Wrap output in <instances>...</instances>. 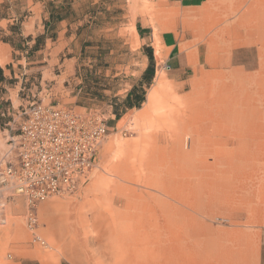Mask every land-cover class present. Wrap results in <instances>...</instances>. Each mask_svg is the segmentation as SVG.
<instances>
[{
	"label": "rangeland",
	"instance_id": "obj_1",
	"mask_svg": "<svg viewBox=\"0 0 264 264\" xmlns=\"http://www.w3.org/2000/svg\"><path fill=\"white\" fill-rule=\"evenodd\" d=\"M250 1L206 0L189 12L172 0L0 2V7L11 5L16 12L12 33L2 37L11 38L19 51L16 55L28 50V62L43 59L27 62L28 83L39 86L42 80L45 88L57 89L47 97L35 93V99L76 110L93 107L110 126L89 179L71 193L38 204L36 232L45 244L36 241L27 227L23 199L7 205V221L0 225V264H82L80 256L84 264H113L111 237L121 231L153 241L154 255L145 249L152 259L147 257L143 264H264V137L249 136L247 143L254 146L241 153L233 150L242 140L238 133L229 139H212L193 130L191 134L178 131L193 92L224 82L233 87L230 119L238 120L237 124L238 118L257 122L233 127H261L264 105L258 97L254 103V95L245 92L250 89H237L246 75L232 69L245 67L246 62L227 64L235 53L229 42L232 34L220 30L237 19ZM32 11L41 26L52 12L55 16L48 31L40 34L45 38L43 46L46 38L52 41L42 54L30 52L34 36L23 34L21 28L24 16ZM262 18L264 14H258L257 22ZM179 27L183 38L187 34L194 45L201 44L199 69L204 72L189 71L186 81L174 79L161 53V34ZM215 41L226 46L219 50L221 59L214 57ZM147 69L152 72L149 82L144 77ZM159 75L165 77L162 84ZM155 90L156 102L148 104ZM136 93L143 94L144 101L128 106L127 99L133 96L129 102H134ZM173 112L176 116L171 117ZM168 135L181 136L186 149L191 148L192 138L209 140L199 151L208 153L204 163L211 166L187 170L180 160L174 165L176 158L167 154L166 165L153 170L150 161ZM222 141L229 143L228 149ZM220 146L226 149L220 152ZM225 153L247 155L246 166L240 167L243 160L237 158L229 172L221 165ZM75 235L78 247L65 250ZM95 249L107 260L98 262ZM122 262L124 258L117 264Z\"/></svg>",
	"mask_w": 264,
	"mask_h": 264
},
{
	"label": "built area",
	"instance_id": "obj_2",
	"mask_svg": "<svg viewBox=\"0 0 264 264\" xmlns=\"http://www.w3.org/2000/svg\"><path fill=\"white\" fill-rule=\"evenodd\" d=\"M30 95H25L26 102L15 116L1 124L10 133L0 153V222L6 221L10 201L22 197L27 227L36 241L45 244L36 232L38 204L71 193L89 179L110 126L93 107L76 110ZM9 112L8 106L1 111L2 117Z\"/></svg>",
	"mask_w": 264,
	"mask_h": 264
},
{
	"label": "crops",
	"instance_id": "obj_3",
	"mask_svg": "<svg viewBox=\"0 0 264 264\" xmlns=\"http://www.w3.org/2000/svg\"><path fill=\"white\" fill-rule=\"evenodd\" d=\"M12 2L14 0H0V2ZM180 9L184 12H189L196 10V8L202 6L206 0H172ZM243 1L240 2L239 6H242ZM264 14V0H251L247 5V8L238 15V18L233 22L226 24L220 30L226 31L229 34H232V41L230 43L234 44V50L229 55V59L227 64L231 65L233 60L240 61L244 60L246 62L245 67L232 68L241 73H244L246 76H243V82L240 84L237 89H250L248 93L253 94L256 90L264 93V23H258V14ZM16 16V12L12 8L11 5L0 7V153H2L3 149L6 148L8 135L10 133L9 128H5L1 124L11 119L12 116H15L17 108L21 103L26 102L24 98L26 94L28 96H35V93L38 95H43L45 97L49 96L54 90L57 89H47L43 86L42 80L40 81L39 86H33V82L28 83L30 77L26 75L25 66H27V62L29 61L28 50L22 52V56L16 55V51L14 44L6 38L2 36L4 34L8 35L12 33L11 25L14 23ZM227 17H230L228 15ZM22 32L23 34L30 35L33 34L32 42H36V37L40 34H44L47 29L45 26H41L39 24L38 16L35 11L30 12L28 15H25L22 20ZM182 27L177 29H168L164 31L160 36L161 41V53L163 63L165 65L170 66L168 71L172 72L174 79L180 81H186V74L189 71L194 73L200 68L202 64V52H201V44L194 45L190 38H187L186 34L183 38ZM181 32V33H180ZM180 33V34H179ZM263 34V35H262ZM260 35V36H259ZM260 37V39H259ZM186 38V39H185ZM234 39V40H233ZM51 39L46 38L45 45H40V48L35 52L38 54H42L45 48H48L50 45ZM214 43V57L216 59H221L220 52L222 48L225 49L226 46H222L219 41H215ZM30 45L29 48H31ZM45 47V48H44ZM220 50V52H219ZM226 50V49H225ZM235 56V57H234ZM42 57V56H41ZM43 62V59L38 60ZM38 61H30L28 63H34ZM207 61V58L204 59ZM26 64V65H25ZM43 67V66H41ZM246 69H249L253 72H247ZM200 70V69H199ZM232 70V71H234ZM201 72L204 70L201 68ZM221 72V71H219ZM203 74V73H202ZM258 76V77H257ZM164 75L160 82L159 78L158 83L162 84L164 82ZM43 79V77L41 78ZM259 79H262V82L259 83ZM250 84V85H249ZM220 88V89H218ZM22 89H27V92H24ZM233 87L230 83H222L220 86L215 87L211 86L210 89H204L201 91H194L192 97L190 98V103L186 108L190 110L193 107H198L202 103H207L212 106H216V114L218 116V121L221 123L219 133H213V125L211 120H208V136L212 139L214 138H224L229 139L232 135H236L237 132H234L236 127H239L240 124L247 125L250 122H242L240 118L239 123L238 120L227 119L224 118V109L232 108V116L234 109V97ZM252 89V90H251ZM199 93L198 96H195L196 93ZM212 92V93H211ZM229 94H228V93ZM247 92V91H245ZM151 94L153 95L154 103L156 102V90L152 91L148 97V104ZM227 94V95H226ZM223 98V99H222ZM206 101V102H205ZM262 107L264 105V98L260 100ZM153 103V105H154ZM215 105H214V104ZM226 103V104H225ZM150 105V106H153ZM9 106L10 112L6 114V117H2L1 111L6 109ZM231 106V107H230ZM83 108V107H82ZM219 110L221 112H219ZM225 119V120H224ZM236 119V117H235ZM257 123L256 121H251V123ZM250 123V124H251ZM259 124H264V121L260 119ZM236 125V127H233ZM229 127V128H228ZM230 129L227 131L226 129ZM238 129V128H237ZM234 132V133H233ZM185 133V132H184ZM229 133V134H226ZM188 134V133H187ZM183 139V138H182ZM22 198V197H16ZM15 199V200H16ZM23 199V198H22ZM24 201V200H23ZM7 221V217H6ZM5 221V223H6ZM1 223V224H5Z\"/></svg>",
	"mask_w": 264,
	"mask_h": 264
},
{
	"label": "bare ground",
	"instance_id": "obj_4",
	"mask_svg": "<svg viewBox=\"0 0 264 264\" xmlns=\"http://www.w3.org/2000/svg\"><path fill=\"white\" fill-rule=\"evenodd\" d=\"M262 20H263V18L259 19L261 24L264 23V21H262ZM259 39H260V37H259ZM158 78L161 82L163 75H159ZM263 85L264 84H261V86H263ZM218 89H220V88H218ZM198 95H199V93H198ZM253 95H254L253 98L249 95L253 101L257 97H258L256 99L257 101H260L264 98V93H262L258 90H256L253 93ZM153 100H154L153 95L151 94L150 99H149V102H150L149 104L153 103ZM256 100L254 101V103L256 102ZM216 111H217L216 106L215 107L212 106V109H211L210 105H208L207 103H202L198 107H193L190 110H187L185 117H184V120H182L184 122H182L181 123L182 125L179 127V130H178L179 134H183L184 132L191 134V132H193V131L197 132V133L201 132L204 134H208V132H210L209 131L210 129L208 130V128H209L208 120L209 119L211 120L212 125H213V129H214L212 134L213 133H216V134L219 133V131H220L219 125H221V123H219L220 120L218 121V116L216 114ZM219 112H221V111L219 110ZM223 112H224V114H223L224 118L230 119V113H231L230 108L224 109ZM170 116L171 117L176 116V114L173 112V113H170ZM260 125H261V127L257 130L250 129V128L249 129H243L242 127H240L239 129L236 128L235 132H237L239 134V136L242 137V140L240 143L241 145L238 144V146L234 147L233 150L241 151V153H242V151L247 152L246 151L247 149L254 146L251 143H247V142H250V141H248L249 136H252V137L263 136L264 137V131H262V130H264V124L261 123ZM226 130L230 131V129H228V128ZM161 141H162L161 146H159L160 150L159 151L156 150L155 154L153 155V157L150 161L151 165H152L151 167H153V170L154 169H160L159 167H163L164 165H166V163H165L166 159L163 157H166L167 154L176 158L174 165H176L178 160H180L181 165L185 166L187 168V170L190 167L193 168V167H197L200 165L211 166L210 164L204 163L207 159L208 153L203 152V151H199L200 149H202V150L204 149V146L206 144H208L209 140L206 141L205 139L200 140L197 138H192L191 148H187V149L184 146L182 137L178 136V135L164 136L163 139H161ZM222 143L227 148V145L229 143L227 141H222ZM226 148H224L223 146H220L219 151L220 152L224 151ZM198 151H199L200 156H197L198 159H194L195 154ZM245 154H247V153H245ZM221 155L225 158L223 160V163H221V165L224 167H227L229 172L232 171L233 168L236 166V162H237L236 159L237 158H238V160H243L240 164V167L246 166L245 160L247 158V155H240L238 157L234 156V155H228L227 153L221 154ZM214 156H217V153H216V155L214 153ZM167 165L170 166V164H167ZM11 202H13V201H10V203ZM123 232L126 234H123ZM111 238H112V246H111L110 250H111L112 256L109 260H111L113 262V264H117L118 259L123 260V258H124V262H122V264H143V262L146 261V259L150 258V256L146 255L145 249H149V251L151 252L150 255H152V256L154 255V252L152 251L154 247L153 248L151 247L152 246L151 243H153V241L151 239H145V240H147V242H148L147 243V242H145L144 238H142V236L140 237L138 235H134L130 231H128V232L121 231V233L118 232L116 234L113 233ZM41 239H43V238L41 237ZM78 245H79L78 244V236L75 235V236H72L70 241H68L65 244L64 248H65V250L70 251V249L77 248ZM97 254H98V252L95 249L94 258H97L98 262L107 260L106 257H104L103 255H97ZM79 256L80 255H78V257ZM147 257H149V258H147ZM150 259H152V258H150ZM82 260L83 259H81V256H80L79 262L84 264Z\"/></svg>",
	"mask_w": 264,
	"mask_h": 264
},
{
	"label": "trees",
	"instance_id": "obj_5",
	"mask_svg": "<svg viewBox=\"0 0 264 264\" xmlns=\"http://www.w3.org/2000/svg\"><path fill=\"white\" fill-rule=\"evenodd\" d=\"M58 19L59 18L57 17L56 20H58ZM54 22H55V16H54V13L52 12L50 20H46L45 21V27H46L47 31H48L50 25H52ZM11 29H13V26H11ZM28 39H32V37H28ZM44 39L45 38H44L43 35L42 36L41 35L37 36L36 37V42L31 47L30 52L38 50L40 48V45H42V42H44ZM6 40H9L10 42H12V44H14V42L11 40L10 37H7ZM14 46H15V44H14ZM150 60L153 61V55L152 54H150ZM144 77L146 78L147 82H149L150 79L152 78V72L149 74V69H147L146 73L144 74ZM132 98H133V96L130 97L129 99H127V101H126V103H128V106H131V107L140 106L141 103L145 99L143 94H137V93L134 95V99H135L134 102H129Z\"/></svg>",
	"mask_w": 264,
	"mask_h": 264
}]
</instances>
